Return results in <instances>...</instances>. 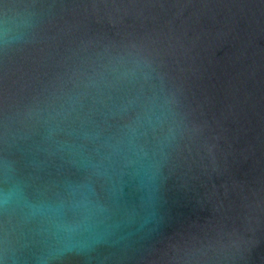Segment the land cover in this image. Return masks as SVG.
I'll list each match as a JSON object with an SVG mask.
<instances>
[{"label": "water", "instance_id": "1", "mask_svg": "<svg viewBox=\"0 0 264 264\" xmlns=\"http://www.w3.org/2000/svg\"><path fill=\"white\" fill-rule=\"evenodd\" d=\"M0 264H264V0H0Z\"/></svg>", "mask_w": 264, "mask_h": 264}]
</instances>
